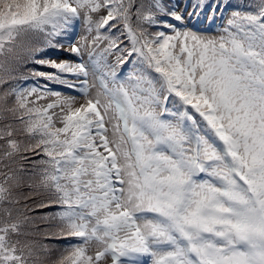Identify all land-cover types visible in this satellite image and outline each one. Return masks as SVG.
<instances>
[{
	"label": "snow or ice",
	"instance_id": "snow-or-ice-1",
	"mask_svg": "<svg viewBox=\"0 0 264 264\" xmlns=\"http://www.w3.org/2000/svg\"><path fill=\"white\" fill-rule=\"evenodd\" d=\"M229 10L219 34L198 27ZM9 56L40 66L0 59V87L31 81L0 92V121L40 157L56 238H76L54 264H264V0H0ZM11 137L5 168L29 160ZM0 176L10 218L20 178ZM29 219L0 221V264H28L10 237Z\"/></svg>",
	"mask_w": 264,
	"mask_h": 264
},
{
	"label": "rangeland",
	"instance_id": "rangeland-1",
	"mask_svg": "<svg viewBox=\"0 0 264 264\" xmlns=\"http://www.w3.org/2000/svg\"><path fill=\"white\" fill-rule=\"evenodd\" d=\"M234 1V5L239 2L240 4H247L249 0H232ZM147 2V0H146ZM166 2H169V0H166ZM187 3V0H180V3L183 5ZM247 10V9H246ZM231 11V10H230ZM230 11H225L222 14L218 15L217 19L209 26L208 24L198 25V27L201 30L206 31V28H212L211 33L212 34H219L221 32V26L226 23L227 16L226 13H230ZM103 15L104 13H100ZM78 34L83 32L82 28V22L81 26H78ZM123 39V37H121ZM41 41H35V43H39ZM62 53L57 54L58 57H53L54 59L59 60H70V61H76L77 57L69 56L67 54H70L66 51L61 50ZM53 53H55L53 51ZM67 53V54H65ZM56 54V53H55ZM5 61V69L12 68L13 72L11 74L16 75L19 77L21 74H27L26 70L27 68H37V65L32 64L30 62L24 63L23 61H20L19 63L15 60L14 57L9 56L7 58H0ZM26 59V58H25ZM43 71H53V69H48ZM3 75L5 78L9 75L8 71H4ZM72 78V77H69ZM23 80L17 79L13 81H9L7 84H5L3 87H0V92H3L5 89L9 88L12 85L15 84H21L23 83ZM30 84V81H29ZM69 94L78 95V93H73L72 90ZM34 99V97H33ZM52 97H49L47 100L39 101V104H46L50 102ZM11 100V98H10ZM13 125V137L12 139H17L23 141L21 143V154L26 155L29 157V160H20L17 156L16 158L10 160H5L4 163L8 164L9 167L5 168L3 166H0V172H6L12 171L15 176H18L20 179V184L17 187H13V198L18 199V204H11L7 205V207L12 209V217H7V222H10L11 220L15 219L19 214L23 213L24 215L30 217L28 221H26V225L24 228V231L27 233V235L22 236H13L14 242L19 240L21 243L17 246L18 249L20 247H24L27 245L25 256L27 257V261L30 263V256L28 255L29 250L31 248V251L37 255L36 259L34 261H39V264H54V262H58L62 257L69 255V251H66V245L69 243L76 242V238L68 237V238H56V235L54 234L56 231V228L59 224L58 220L53 219V215L59 211V207L56 205H51L49 207H38L41 203H47L50 196L48 191L40 184V168L43 167L41 165H34L31 161L32 160H38L40 157L34 156L31 152H23V149L25 146L29 143V138L23 134L22 128L23 126L19 123V121L15 120L11 116L8 118ZM4 120L0 121V128H4ZM60 126V125H57ZM7 139V138H6ZM5 141L0 140V145H4ZM4 151L3 148H0V154H2ZM26 164V169L30 171H20V167L24 166ZM33 175H37L39 179V183L34 187L35 191L33 194H29L25 192L28 191V187H30V183L34 184L36 183V177H33ZM3 177L0 176V180H2ZM12 183V182H10ZM30 199V202H27ZM2 214H4L2 212ZM48 245V248L45 249L43 246ZM97 251L96 246L93 244L89 246L88 248V254L94 255ZM30 264H33L30 263Z\"/></svg>",
	"mask_w": 264,
	"mask_h": 264
},
{
	"label": "trees",
	"instance_id": "trees-1",
	"mask_svg": "<svg viewBox=\"0 0 264 264\" xmlns=\"http://www.w3.org/2000/svg\"><path fill=\"white\" fill-rule=\"evenodd\" d=\"M232 3H234V1H232ZM53 51L56 53H53ZM49 55H52L53 57H58V55L57 54H59L58 52H56L55 50H50L49 51V53H48ZM71 57H72V55H70ZM40 66L39 65H37V68H39ZM42 69H44V70H48L49 68H42ZM26 83H29V81H26L25 82V84ZM30 83H31V81H30ZM53 86H56L59 90H65L66 88H64V87H62V86H60V85H53ZM9 119L8 120H4V123L5 124H7V123H9ZM26 164L23 166V168H24V171H30V170H28V169H26ZM6 172H7V170H6ZM33 177H36V183H34V184H32V183H30V185H32L31 187H28V191H26L25 190V192L26 193H28V195L29 194H33L34 193V191H35V186L39 183V179H38V176L36 175H33ZM20 179H21V177H20ZM34 186V187H33ZM27 202H30V199L27 201ZM7 217L4 215V214H2V212H0V221H3V222H7ZM13 236H11L10 237V239L14 242V238H12ZM30 250H31V248H30ZM24 251H26V248L24 249ZM31 255H30V263H32L33 262V264H39L40 262L39 261H34L35 259H36V257H37V255L35 254V253H33L32 251H31ZM29 262H28V264H30Z\"/></svg>",
	"mask_w": 264,
	"mask_h": 264
}]
</instances>
